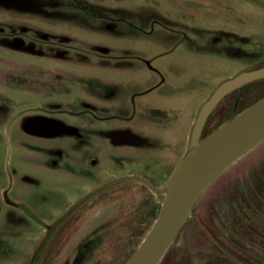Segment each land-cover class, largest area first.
Here are the masks:
<instances>
[{
  "label": "rangeland",
  "instance_id": "374dc122",
  "mask_svg": "<svg viewBox=\"0 0 264 264\" xmlns=\"http://www.w3.org/2000/svg\"><path fill=\"white\" fill-rule=\"evenodd\" d=\"M58 1L50 17L0 7V264H30L41 227L103 176L145 169L163 186L211 91L264 64V0H75L91 5L76 14L70 0ZM237 92L219 109L247 108L264 96V82ZM214 113L213 127L228 120ZM133 203L115 202L109 219ZM212 209L264 257V141L210 182L160 264L169 255L232 264L208 240L220 237L206 219ZM101 229L105 249L114 238L109 226Z\"/></svg>",
  "mask_w": 264,
  "mask_h": 264
},
{
  "label": "flooded vegetation",
  "instance_id": "af4514ba",
  "mask_svg": "<svg viewBox=\"0 0 264 264\" xmlns=\"http://www.w3.org/2000/svg\"><path fill=\"white\" fill-rule=\"evenodd\" d=\"M68 8L70 10L81 12H88L90 4L86 1H80L76 3L75 0H70ZM60 2L58 0H0V7L5 10H11L15 12L29 11L33 14L38 13V16L50 17L57 14L56 9L59 8ZM34 6L35 10L29 7ZM31 6V7H32ZM30 8V9H29ZM32 10V11H31ZM31 11V12H30ZM79 11V12H80ZM72 12V11H71ZM74 13V12H73ZM73 13L68 15L72 16ZM263 65V64H262ZM264 82V80H261ZM246 86V85H245ZM244 87V86H243ZM242 87V88H243ZM242 88L232 91L230 94H237ZM226 95L220 103L228 96ZM220 103L212 110L209 115L206 124L203 126L202 137L207 135L218 125L212 126L213 119H210L213 111L214 114L219 112L221 117L224 119L231 118L234 114L239 113L237 111V103L230 108L228 113L219 109ZM220 117V118H221ZM121 134L129 140L133 145H136V137L133 136L129 129H122ZM139 149V148H138ZM138 173L130 174L127 173L123 176L112 178L101 177L97 184L88 187L80 193V195L73 199L59 214L55 215L54 221L62 216L67 209H69L75 202L84 197L87 193L95 191L110 182L121 177L130 176L140 180H125L115 185L107 186L97 193L91 194L84 201H82L77 207L72 209L59 224L54 227L49 233L44 244L41 245L38 252L35 254L36 247L41 242L43 236L46 233L45 225L41 227L43 229V236L39 240L38 244L34 247L33 253L30 256V264H123L134 252L135 248L139 245L140 241L145 235L146 227L151 224L150 215L154 212L155 208H160V202L162 200L161 195H156L151 191L150 188L157 191L161 188L164 181L158 182L154 177H149L143 171H136ZM132 182L135 186H125L122 183ZM166 182V180H165ZM126 198L130 203H133V207L125 213V216L120 219L110 218L111 205L115 202L122 203L123 199ZM197 202V201H196ZM196 204V203H195ZM194 204V205H195ZM194 207V206H193ZM16 208L23 212V214L32 220L37 221L35 216L27 209V207L17 204ZM193 209V208H192ZM192 211V210H191ZM248 212H250L248 210ZM189 217V216H188ZM212 228L216 230V234L220 237L216 239V236L207 231V225L201 224L203 229H206L208 234V240L213 242L217 249L222 252L224 261H232V264H264V257L253 252L250 249V245L246 244L245 241L239 235V230L232 231L230 233L227 229L221 226V223L216 219L214 210L207 213L206 218ZM187 220V219H186ZM53 222V221H52ZM114 222V223H113ZM90 223H97L100 226L98 228H92L89 232H85ZM105 225L110 227L112 239L111 245H107L105 249H99L100 242L102 241V229ZM139 235L142 239L138 241V244L134 245V242ZM99 236V241H97ZM95 239V240H94ZM95 241L97 244H95ZM252 246V245H251ZM116 248V249H115ZM131 251L129 253V249ZM168 250V249H167ZM166 250V251H167ZM164 255H167L166 252ZM161 260H163V258ZM175 259V258H174ZM161 260L158 264L161 263ZM28 262V261H27ZM165 264H190L185 259L177 258L175 261L171 260L170 255L168 263Z\"/></svg>",
  "mask_w": 264,
  "mask_h": 264
},
{
  "label": "water",
  "instance_id": "95a60500",
  "mask_svg": "<svg viewBox=\"0 0 264 264\" xmlns=\"http://www.w3.org/2000/svg\"><path fill=\"white\" fill-rule=\"evenodd\" d=\"M264 80V64L234 74L211 91L199 107L190 127L186 150L165 184L157 191L161 195L159 212L132 255L123 264H158L189 216L198 197L210 182L264 141V96L234 114L202 137L203 126L218 103L232 91L252 82ZM125 180H140L125 176L111 180L97 190L87 193L67 211L46 227V233L35 254L51 230L75 207L93 193ZM142 182V180H140ZM7 205H13L4 196Z\"/></svg>",
  "mask_w": 264,
  "mask_h": 264
}]
</instances>
